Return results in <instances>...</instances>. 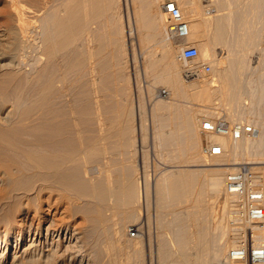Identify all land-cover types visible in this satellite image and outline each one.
<instances>
[{"label":"rangeland","instance_id":"1","mask_svg":"<svg viewBox=\"0 0 264 264\" xmlns=\"http://www.w3.org/2000/svg\"><path fill=\"white\" fill-rule=\"evenodd\" d=\"M24 1L35 3V0ZM111 1L112 4L107 0L108 8L105 7L107 10L104 9L105 13L101 15L96 12L98 7H92L97 0L91 1L92 3L78 1V17L81 20H76L73 26L79 24L83 28L84 22L87 25L81 28V33L64 51L57 54L55 61L45 57H41L42 61L39 60L40 54L35 52L34 45L32 49L26 48L27 52H9V56L5 55L0 60L1 87L5 86L2 79L6 81L10 74H16L18 79L12 80L13 82L9 80L11 84H20L28 77L29 83L38 81L44 84L48 81L53 84L55 81L59 85L51 95L54 100L58 98L66 104L64 106L69 121V146L66 144V149L68 154L72 153L68 155L67 189L61 190L54 183L52 188L50 185L43 192H30L27 195L26 198L35 213L31 212L23 225L27 227L31 223V231L27 234L25 228L18 242V225L23 216L15 215L16 223L6 234L5 204L0 203V264H169L184 257L179 247L181 240L185 243L184 252L188 253L191 262L200 258V264H225L226 252L232 247L230 245L233 241H238L246 227H236L231 223L228 211L230 206L223 189L219 194L212 195L208 185L209 172L198 165L228 163L235 155L240 164L259 162L261 164L250 166L264 189V0L178 1H184L187 5L194 4L199 11L205 13L204 18H210L213 13H221L217 18L208 19L214 23H221L225 19V36L221 44L213 42V26L204 28V34L197 40L187 38L179 42H166L163 35L166 21L161 22V25L157 19L159 10L151 8L149 0H136L137 23L142 29L140 38L132 31L130 38L126 39L125 22L122 18L126 14L133 20V5L131 0ZM162 2L160 0L159 7ZM11 3L12 0H0V30L15 22ZM51 4L55 5V1L52 0ZM125 8H128V12ZM216 9L220 12H213ZM56 10L61 16L66 12L64 7ZM25 12L26 19H31L32 13L27 10ZM185 19L189 22V18ZM191 24L189 22V26ZM184 45L196 47L200 57L192 62L178 59ZM0 48L2 52V46ZM201 48L213 53L208 57L210 60L201 55ZM219 52L221 58L217 60L215 54ZM30 56L32 60L29 59ZM35 56H38L37 59ZM8 59L12 62L9 63ZM205 64L211 68L209 74L201 70V66ZM176 68H180V71ZM12 69L16 72L11 71ZM183 71L191 74L185 76ZM61 73L66 74L64 85L58 82ZM215 73L222 80L226 78L224 81L219 79L216 87L209 86L207 99L198 96L197 86L187 83L198 75V81H208L216 78L211 75ZM144 87L149 90L146 94L143 92ZM244 88L247 89L245 93ZM162 89L171 101L167 98L166 102L164 97L157 96V92ZM134 93L143 106L139 115L143 136L140 165L136 130L137 102L134 101ZM157 99H163L160 103L169 111H156L157 114L151 116L154 130L153 151H150V119L146 106L157 103ZM213 116H223L229 122L252 124L259 135L255 139L244 138L237 143L226 139L228 146L224 156L206 158L201 154L203 137L199 126L201 119ZM76 127L80 130L77 133L73 129ZM226 172L228 171L220 172L222 179ZM188 173H194L195 179L197 178V184H191L193 189L187 188L188 185L186 187L185 184L181 196L156 200L153 195L154 182L158 181L159 185L163 181L174 182ZM142 175L143 182L147 183L143 205L136 198L139 195L136 192ZM125 186L131 194L134 192V197L127 203L128 200L124 201L125 196H120L117 202L119 199L123 201L117 205L116 198H109V191ZM16 199L19 204L27 201L24 197L21 200L20 196ZM223 201H226L224 215L219 207L221 205L215 204ZM47 226L50 233L46 236ZM130 227L137 229L136 238H131L128 234ZM3 233L7 235L5 243ZM256 235L258 240L262 238L260 242L264 245V228L258 230ZM226 243L229 244L228 247ZM214 246L219 249V253L225 252L221 253L223 258L219 257L222 260L212 258L217 252ZM201 248H205L204 254ZM212 250L214 251L211 252Z\"/></svg>","mask_w":264,"mask_h":264},{"label":"bare ground","instance_id":"2","mask_svg":"<svg viewBox=\"0 0 264 264\" xmlns=\"http://www.w3.org/2000/svg\"><path fill=\"white\" fill-rule=\"evenodd\" d=\"M51 1L52 0H35V3L31 4V3L25 2L24 0H12L11 7L14 9L12 11H13L14 19H15L14 20L15 24L11 23L12 26H9L7 28L5 27V29L0 30V43H3L1 45L2 46V52H0V60L5 58L6 57L5 55H8L9 52H13V51L14 52L17 51L18 53L24 52V51L27 52V50H25V49L26 48L32 49L31 47H32V45H34L33 49L35 50V52H38V54H40L39 60L42 61L43 59L41 57H45V59L53 61L54 59H56L57 54L59 52L64 51L65 48L68 45H70L73 40H75L76 36L79 33H81V30L83 28H85L87 25V22L86 23L84 22L83 28H82V26H79V24H77V26H78V27L76 26L77 28L74 27L75 25L73 26V24H74V22H76V20H81L78 17V12H79L78 1L79 0H54L55 5L51 4ZM82 1H84L85 3H87V2L92 3L91 1H93V0H82ZM108 1H110L111 4L113 2L111 0H108ZM162 1H164V0H162ZM171 1L176 3V5H177L181 15L183 16V18L184 19L189 18V22L192 23L189 26V22L185 19L188 23V28H189V35L187 38L197 40L201 37V34L203 33L202 31H204V28L206 29V28H210L211 26H213L214 27V30H213L214 34L212 35L213 42L221 44L224 41L225 27L223 25V22L225 19H222L221 23H219V21H216L214 23L213 20H212L213 23L208 21V19H210L212 17L217 18L218 16H220L219 14H221V13H219V14L213 13V12H218L219 9L213 10V12H212L213 15H210L211 16L210 18L209 17L204 18L203 16L205 13L202 11H199L197 6H195L194 4L187 5L184 1H182L183 3H178L179 0H171ZM95 2H96V0H95ZM95 2H93V4H95ZM136 2H137L136 0H131V3L133 5L132 6L133 7L132 13H134V17H132L133 20H131L129 15L127 17L126 14H125V18H122V19H124V22H125L124 23V32H125V38L126 39L130 38L132 31H135V34L137 33L138 37L140 36L141 31H142V29L139 28L140 26H138L139 24L137 23ZM159 2H160V0H149V6L151 8L153 7V8H156L159 10V11H157V19L161 23V22L166 21V18L165 19L163 18L165 15L162 13L161 7H159ZM108 4H109V2L107 3V0H97L95 6H93L92 4L91 5H92V7H94V9L96 7H98L96 9V12H97V14L101 15V14L105 13L104 9H105V7L108 8ZM160 6H161V4H160ZM59 7H64L66 9V12L62 16L59 15L58 11L56 10ZM107 8L105 9V11L107 10ZM127 9L128 8H125V11ZM26 10L29 13H32L33 16L31 19H26L27 18L25 16ZM126 12H128V11H126ZM237 17H239V16H237ZM11 20H13V19H11ZM77 23H79V22H77ZM161 25H162V23H161ZM163 35H164V31H163ZM122 36H123V34H122ZM186 39H184V40H186ZM31 42H33V43L31 44ZM166 42H168V41H166ZM30 44H31V46H30ZM139 45H141V41H140ZM184 46H187V45H184ZM201 52H202V54L201 53L200 54L203 55L205 57V59L207 58V60L208 59L210 60L211 58H208V57L213 55V53H209L205 50H202V48H201ZM220 53L221 52L215 54V55H217V57H216L217 60H219V58H221ZM58 56H60V55H58ZM35 57L37 59L38 56H35ZM7 58H9V57H7ZM29 59H31V56ZM33 59H35V58H33ZM9 61L12 62L10 59H8V62ZM50 61H49V63H51ZM131 61H132V59H131ZM17 63H19V62H17ZM220 63H221V61H220ZM35 64H36V62H35ZM46 64H44V65H46ZM145 64H144V70L146 69L145 66L149 65V64H146V65ZM12 66H13V64H12ZM150 66H152V65H149V67ZM149 67H147V68H149ZM13 69L11 71L16 72ZM18 69L20 71V68H18ZM176 69L177 70L179 69L178 71H180V68H176ZM221 69L222 68H220V70ZM183 72H185V74H184L185 76H189L191 74L188 71H183ZM217 72L218 71H216V73ZM222 72H224V71H222ZM17 73H18V71H17ZM41 73H42L41 75L44 74L43 71H41ZM216 73L211 74V75H215L216 78H212L208 81H205V80H199L198 81V78H199V75H198V76H195V78L188 80L187 83H189L190 85L193 84L194 86H197L196 92H197L198 96H202L203 98L207 99L209 97V95H207L208 94L207 91H209V89H208L209 86H215L216 87L217 82L222 80V78L221 79L218 78L220 75H217V74H219V73H217V74ZM12 75H14V73ZM18 75H20V74H18ZM26 75H25V77H26ZM61 75H59V77L61 76L60 79H59V77H57L59 79V80L58 79L57 80H58L59 84L64 85V81H65L64 75H66V74L61 73ZM14 76L16 79H14ZM14 76H11V74H10V77H7V78L12 77L13 79H8V80L5 77L6 81L18 80L16 77L17 75L15 74ZM215 76H213V77H215ZM27 78L28 77L25 78L26 81L23 80V82L20 84H18V83L11 84V81L6 82L5 79L4 80L2 79V82L4 81L3 83L5 84V86H2V87L0 86V203L5 204L4 213H5V217L7 218V221H6L7 227L5 226L6 227V234L8 232H10L11 229H13V226L16 223V221L14 220L15 215L19 214V215L23 216V218L20 220L21 222L18 225L19 230L17 231V237L18 238H16V242L21 240L20 238H21V235L23 234V231L25 230V228L27 229V234L31 231L30 230L31 229V223L27 227L23 226L25 224V219L29 217L31 212L35 213V211L33 209H31V205L28 202V198H26L27 195L30 192H35V193L36 192H38V193L43 192L44 189H49L50 185L52 188L53 187L52 185L54 183L55 184L57 183V187L60 188L61 190L67 189V184H68L67 179H68V174H69L68 166H67V164L69 163L68 162V159H69L68 155L72 154V153L68 154L67 149H66L67 148L66 146L67 145L69 146V143L67 142L68 141L67 135H69V134H67V133H69V131L67 132V129H68L67 122H69V121L67 120V116H66L67 115L66 108H65L66 106H64L66 104H64L65 102H62V100L61 101L58 100V98L57 99L55 98V100H54L53 95H51V94L55 93V92H53L54 90H57L56 86L58 84L55 83V81H54L55 84L54 83L50 84V82H48V81H47V83L45 82L44 84H42V82L38 83V81H37V83H29V82H27ZM20 79H21V76H20ZM224 79L222 81H224ZM173 83H175V82L173 81ZM173 83H172V85H173ZM60 86H62V85H60ZM174 86L175 85H173V87ZM63 87H65V86H63ZM257 88L258 87H256V89ZM61 89H62V87H61ZM251 90H252V88H251ZM261 90L262 89H260V92H261ZM146 91L149 92V90H147L144 87L143 92L145 94H146ZM179 91H180V89H179ZM246 91H247V89L244 90V93ZM255 91H257V90H255ZM260 92H259V94H262ZM250 93H251V91H250ZM256 94H258V93H256ZM61 95H63V94H61ZM192 95H193V93H192ZM51 96L53 97V99ZM157 96L164 97L163 99L166 100V102H167V98H168L167 96L168 95H167L166 91H165L164 95H161V90H159L157 92ZM257 96H260V95H257ZM163 99H157V103H155V104L153 103L152 106H150V105L146 106L147 110H148V118L150 119V122L148 123L150 134H152V132L154 130V129H152L151 116L156 115L157 114L156 111H159V112L162 111L164 113V111L168 110L167 107H165L164 105H162L160 103L161 100H163ZM168 99H169V101H171L170 98H168ZM56 101H58V102H56ZM134 101L137 102V103H135V107L137 109L136 110L137 111L136 112V124H137L136 130H137V134H139V133H141V129L139 126V115H141V113H142L143 106L141 105L139 99L137 98L136 93H134ZM55 106H57V107H55ZM122 114H124V113H121V115ZM207 118H209V117H207ZM127 124H129V123H127ZM200 126H201V122H200ZM200 126H199V131H200ZM73 129H75L76 133L80 131L77 127L73 128ZM142 137H141V140H142ZM137 139H140V138H137ZM226 139L227 138H225L223 136L211 137V140L214 143L219 144L222 147L223 151H225L227 149V146H228L227 145L228 143H226V141H227ZM240 148H238V149H240ZM151 149L153 151V148H151ZM244 149H246V147ZM140 152H139V148H138L139 159H140ZM233 154L234 153H232V155ZM222 155L216 156V157L220 158V157H222ZM231 158H232V156H231ZM251 162L252 163H245V164H249V165L261 164V163L256 162V161H255L256 163H254V161H251ZM237 165H240V163L238 162L236 155L232 159H230V161L228 163H218V164L208 163V164L198 165V166L202 167L203 170H207L209 172V173H207V175L208 174L210 175V176L208 175L210 177V178L208 177L209 178V182H208L209 184L208 185L210 187V191H211L212 195L213 194L214 195L219 194L221 189H223L224 182H221V180H223V179L220 176V172L222 173V171L234 170ZM260 168L262 169V167H260ZM178 176H180V175H178ZM205 176H203V177H205ZM196 177H197V175H196ZM143 179H144L143 175H142V177L140 176V181L138 182L139 185L137 186L138 191H137V187H136V191H137L136 193H139V195L137 194L136 198H137V200H138V198L140 199V202L142 203L141 205H143L145 203L144 196H145V189H146V184H147L146 182H143ZM196 179H195L194 173L193 174L188 173V174L181 175L177 181H176V179H175V181L173 180L174 182L163 181L160 185H159V183H157L158 181L154 182L153 183V190H154L155 194H153V195L156 196L157 201L169 199L170 196H181V194H183L185 184H186V187L188 185L187 188L191 189L192 185L196 183ZM54 180L56 182H54ZM190 185H191V187H190ZM121 187H123V186H121ZM127 187H129V186H127ZM127 189L125 186V188L110 190L109 191L110 196H109V193H107L106 195H108L109 198L110 197H113V199L116 198L115 202L117 203V205L119 203L121 204L122 199L121 200L119 199V201H118L119 203L117 202L118 197L120 198V196H125L124 198H126V199L124 201L126 202L128 200L127 203H130L129 199L131 197H134V196H132V194L134 192L131 194L130 191ZM190 189H189V191H190ZM16 192H19V193H16ZM200 192H202V191H200ZM202 194H203V192H202ZM19 196L21 197V200L23 197L25 198V200H27V201H25L26 202L25 204H19L17 202L18 200L16 199V197H19ZM108 196H106V197H108ZM187 197H188V195H187ZM104 198H105V196L103 197V199ZM158 198H160V199H158ZM109 200L112 201V199H109ZM130 200H132V198ZM154 200H155V198H154ZM173 200H175V198H173ZM157 201H155V202H157ZM197 201H199V200H197ZM217 202H221V201H217ZM225 202L223 201V203H215V204L216 205L220 204L221 206H219V207H220L221 211H224L226 208ZM124 204H126V203H124ZM20 207H23V208H20ZM215 211H217V210H215ZM225 211H224L223 215L225 214ZM213 216H215V215H213ZM217 217H216V219H217ZM218 224H219V222H218ZM130 228H132V230L137 231V229H135L133 227H130ZM263 228H264V226H262L261 229H263ZM128 230H129V228H128ZM45 232H46V236L49 235L50 229L48 226L46 227ZM3 234H4L3 242L5 243L6 242L5 238L7 235L5 233H3ZM260 240H262V238ZM180 243H181V245L179 246L180 251L184 255V257H181L180 261H174V262H171L169 264H200L201 263L200 258L199 259L196 258L197 260H194V262L190 261V256L188 255V253L184 252V250L186 249V248H184V246H185L184 241L181 240ZM227 244L228 243H226V247L229 246V244H228V246H227ZM236 244H237V241L236 242L233 241L232 245H230V246H235ZM216 248L217 247H215V250H216ZM201 250H203V254H204L205 248L204 249L201 248ZM218 250L219 249L217 248V252L214 253V255L212 253V255H213L212 258L221 259L219 257L220 256L222 257L223 256L222 254H224L225 252L222 253L223 252L222 251L221 252L222 254H221V253H219ZM213 251L214 250H212L211 252H213ZM206 255L208 256V252ZM207 256H205V257H207ZM224 259H225V257H224Z\"/></svg>","mask_w":264,"mask_h":264},{"label":"built area","instance_id":"3","mask_svg":"<svg viewBox=\"0 0 264 264\" xmlns=\"http://www.w3.org/2000/svg\"><path fill=\"white\" fill-rule=\"evenodd\" d=\"M162 13L166 17L164 39L168 42H179L189 35L187 21L181 15L176 3L164 0L161 3ZM178 59L192 62L199 56L194 46H183ZM205 74L211 72L208 65H202ZM165 91L161 90V95ZM200 134L203 137L201 154L206 158L221 156L222 147L211 140L213 136H223L229 141L237 142L244 138L255 139L259 132L252 124L229 122L223 116L203 118ZM223 194L228 198L231 223L236 227H246L242 231L237 244L228 249L225 264H264V246L258 240L256 232L262 228L264 221V189L258 181L256 173L249 164H240L223 177ZM131 238H136V230L129 228Z\"/></svg>","mask_w":264,"mask_h":264},{"label":"crops","instance_id":"4","mask_svg":"<svg viewBox=\"0 0 264 264\" xmlns=\"http://www.w3.org/2000/svg\"><path fill=\"white\" fill-rule=\"evenodd\" d=\"M141 133H139V134H137V138H140V139H137V141H138V148H139V152L141 151V144H142V140H141V137H142V135H140ZM152 136V134L150 135V134H148V140H149V144H150V151L152 150L151 148H153V136ZM142 139H143V137H142ZM140 154H141V152H140ZM139 165H140V162H141V157H140V159H139ZM141 167V166H140Z\"/></svg>","mask_w":264,"mask_h":264}]
</instances>
